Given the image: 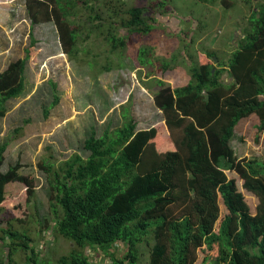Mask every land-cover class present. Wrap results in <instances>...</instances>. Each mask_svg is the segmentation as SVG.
<instances>
[{"label":"trees","instance_id":"trees-1","mask_svg":"<svg viewBox=\"0 0 264 264\" xmlns=\"http://www.w3.org/2000/svg\"><path fill=\"white\" fill-rule=\"evenodd\" d=\"M78 2L87 4L54 0L57 8L66 6L58 8L60 16L54 13V18L63 42L70 46L76 33L68 23ZM26 8L31 25L37 24L32 5ZM143 13L142 8L131 9L129 21H122V26L147 33L152 25ZM242 34L227 65H215L217 54L210 50L206 64L191 67L185 86L171 89L158 81L155 105L165 127L170 132L179 130L171 136L172 142L161 143L159 153L153 143L159 137L157 128L137 131L126 109L122 127L106 130L100 137L91 131L83 142L86 159L71 156L59 173L52 172L46 161L38 166L48 174L50 190L52 218L45 219L43 227L74 244L56 264H94L90 252L99 254V260L104 256L102 264H140L139 245L149 244L151 236L148 264H197L203 248L207 254L201 264H264V162L237 160L230 146L239 121L251 115L259 121L257 130L264 131V99L260 98L264 97V0ZM113 44L125 42L119 38ZM29 52L0 73V118L6 116L7 102L25 91ZM168 69L164 62L161 70ZM225 73L230 84L222 80ZM57 101L54 96L52 107ZM6 151L7 144L0 145V170ZM22 170L18 162L0 172V205L9 201L6 188L14 183L27 185L28 198L33 196L32 181L20 174ZM227 172L238 176L243 190L257 198L256 215L250 213ZM184 198L189 206L175 216L171 208ZM13 204L19 211L20 203ZM5 220L0 221L7 223L6 229L0 228L4 234L0 249L3 243L8 251L5 256L0 252V264H14L13 256L20 250L30 253L26 264H35L38 255L27 232L13 226L17 221L13 214Z\"/></svg>","mask_w":264,"mask_h":264},{"label":"rangeland","instance_id":"rangeland-1","mask_svg":"<svg viewBox=\"0 0 264 264\" xmlns=\"http://www.w3.org/2000/svg\"><path fill=\"white\" fill-rule=\"evenodd\" d=\"M84 1L87 4L77 3L68 23L76 33L70 46L63 42L54 18V13L60 16L58 8H65L64 4L57 8L54 0H0V73L11 63L26 58V50L30 51L25 91L21 97L7 102L6 116L0 118V145L7 144L0 172L6 173L19 162L23 166L20 174L32 181L34 191L29 199L27 185L7 186L9 201L0 205V221H9L10 214L17 218L13 226L29 235L38 255L35 264H56L74 249L71 240L43 227L45 219L52 218L50 190L48 174L38 166L46 161L52 165V172L59 173L71 156L86 159L83 142L91 131L100 137L106 130L122 127L126 109L137 131L157 128L159 138L153 143L159 153L158 144L172 142L171 136L179 130L170 132L165 127L163 114L145 85L153 94L160 80L171 88L185 85L190 80L191 67L199 65L202 51L216 52L215 63L227 65L232 48L237 46L234 38L243 33L248 17L261 3V0ZM27 5H32L37 24L31 25ZM232 7L234 10L230 11ZM133 8L144 9L143 19L152 25L147 33L122 26V21H129ZM233 35L234 42L230 43ZM119 38L125 44L114 46V39ZM164 62L168 63V70H161ZM223 79L224 83L232 82L228 74ZM54 96L58 101L52 107ZM258 123L257 117L251 115L235 127L230 146L237 160L264 162V131L257 130ZM227 176L235 181L250 213L256 215L257 198L243 190V182L234 173L227 172ZM16 201L21 205L19 211L13 208ZM188 206L184 198L172 206V214L180 216ZM0 228L6 229L7 223L0 224ZM3 235L0 231V237ZM149 238V244L139 245L140 264L149 263L154 243L153 237ZM203 249L199 251L197 264L206 257ZM2 251L3 256L8 251L3 243ZM27 255L30 253L15 252L14 264H26ZM89 256L93 262L105 261L104 256L99 260V254L93 252Z\"/></svg>","mask_w":264,"mask_h":264},{"label":"crops","instance_id":"crops-1","mask_svg":"<svg viewBox=\"0 0 264 264\" xmlns=\"http://www.w3.org/2000/svg\"><path fill=\"white\" fill-rule=\"evenodd\" d=\"M234 10V7H232V10H230V11H233ZM226 14H227V12H226ZM248 20H250V16L248 17ZM248 22V21H247ZM245 27L246 26H244V29H245ZM243 28V27H242ZM241 28V29H242ZM242 31H243V29H242ZM235 34V33H234ZM237 34V33H236ZM235 34V35H236ZM235 35H233V37H232V41L230 42V43H233L234 41H233V38L235 37ZM243 34H240L237 38H234L235 39V43L240 39V37L242 36ZM229 40H231V39H229ZM234 50V48H232V50H231V52ZM206 57H207V51H202V52H200V54H199V64H206V62L204 61V59H206ZM217 57H215V62H216V59ZM201 59H203V61L201 60ZM215 65H216V63H215ZM199 66V65H198ZM225 74H227V73H225ZM224 74V75H225ZM223 75V76H224ZM222 80L224 81V79H223V77H222ZM231 80V79H230ZM160 81H162V80H160ZM225 81L227 82V80L225 79ZM163 82V81H162ZM189 82V81H188ZM187 82V83H188ZM186 83V84H187ZM185 84V85H186ZM185 85H183V86H185ZM158 86H159V84H158ZM183 86H181V87H183ZM144 88H147L148 90H147V93H148V95L154 100V102H155V95H156V93L159 91V89H160V87L158 88V90L156 91V92H154V94L153 93H151L150 91V89H149V87H146V85H145V87ZM171 88V87H170ZM176 88H179V87H176ZM171 89H175V88H171ZM145 91H146V89H145ZM262 100L264 99V97H260ZM159 138V137H158ZM162 143V142H161ZM158 144V145H160V149H162V144ZM94 264H102V263H100L99 261H94Z\"/></svg>","mask_w":264,"mask_h":264}]
</instances>
